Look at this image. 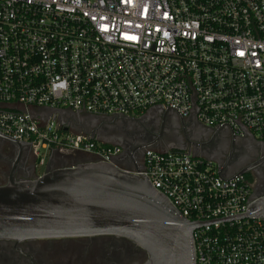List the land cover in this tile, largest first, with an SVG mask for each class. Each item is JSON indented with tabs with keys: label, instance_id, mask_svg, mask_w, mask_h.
Instances as JSON below:
<instances>
[{
	"label": "built area",
	"instance_id": "obj_1",
	"mask_svg": "<svg viewBox=\"0 0 264 264\" xmlns=\"http://www.w3.org/2000/svg\"><path fill=\"white\" fill-rule=\"evenodd\" d=\"M150 109L264 143V0H0V136L31 147L36 168L82 154L146 178L200 224L194 264H264L250 180L189 152L100 144L60 114Z\"/></svg>",
	"mask_w": 264,
	"mask_h": 264
},
{
	"label": "water",
	"instance_id": "obj_2",
	"mask_svg": "<svg viewBox=\"0 0 264 264\" xmlns=\"http://www.w3.org/2000/svg\"><path fill=\"white\" fill-rule=\"evenodd\" d=\"M154 112L150 109L139 119L119 122H149ZM80 132L107 144L95 130ZM189 145L195 143L189 140ZM254 187L244 218H264V191ZM199 226L185 220L146 178L89 159L58 168L49 160L42 175L34 173L28 179H16L11 171L0 185V240L106 236L140 249L145 256L142 264H194L192 232Z\"/></svg>",
	"mask_w": 264,
	"mask_h": 264
},
{
	"label": "flooded vegetation",
	"instance_id": "obj_3",
	"mask_svg": "<svg viewBox=\"0 0 264 264\" xmlns=\"http://www.w3.org/2000/svg\"><path fill=\"white\" fill-rule=\"evenodd\" d=\"M79 116L82 124L74 121L78 115L72 112L64 114L73 131L95 129L108 146H118V140L123 150H133L139 155L145 149L160 153L189 152L212 161L220 177L230 179L241 174L252 182L253 187L264 191L263 142L234 140L226 129L216 132L194 119H182L169 112H154L148 125L133 129L129 137L106 129V123L101 119L85 113ZM189 140L195 146H190ZM237 145L242 146L243 151L232 156ZM88 159L91 160L85 155L75 154L60 162L69 164ZM122 165L129 166L126 163ZM35 170L36 160L31 147L0 137V185L7 182L11 171H14L16 179H28L33 177ZM144 259V253L130 242L106 236L22 242L0 240V264H142Z\"/></svg>",
	"mask_w": 264,
	"mask_h": 264
},
{
	"label": "rangeland",
	"instance_id": "obj_4",
	"mask_svg": "<svg viewBox=\"0 0 264 264\" xmlns=\"http://www.w3.org/2000/svg\"><path fill=\"white\" fill-rule=\"evenodd\" d=\"M148 121L145 122L143 121L142 123L138 124V123H131V124H126V123H123V122H115V123H106V129H113L114 131H117L119 132L121 135L123 136H126V137H129L131 134H132V131L133 129H137V128H141V127H144L146 125H148ZM125 124L127 126H125ZM168 124L165 125V129L167 130L168 129ZM91 128V127H90ZM165 133V132H164ZM243 151V147L242 146H235L232 150V156H238L241 154V152ZM230 152V151H229ZM228 152V153H229ZM42 154L40 155L41 158H45V160L47 161L50 157V153L49 151H42L41 152ZM45 168L43 167H37L36 170H35V175L36 176H40L43 174Z\"/></svg>",
	"mask_w": 264,
	"mask_h": 264
},
{
	"label": "crops",
	"instance_id": "obj_5",
	"mask_svg": "<svg viewBox=\"0 0 264 264\" xmlns=\"http://www.w3.org/2000/svg\"><path fill=\"white\" fill-rule=\"evenodd\" d=\"M95 130V129H94ZM75 132V131H74ZM80 132V131H79ZM78 163V162H77ZM72 164H76L75 162L74 163H69V164H64V163H62V162H57V163H55L54 164V166H56V167H60L61 165H66V166H69V165H72ZM55 167V168H56Z\"/></svg>",
	"mask_w": 264,
	"mask_h": 264
}]
</instances>
